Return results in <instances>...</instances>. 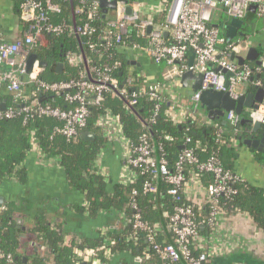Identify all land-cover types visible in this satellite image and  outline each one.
I'll return each mask as SVG.
<instances>
[{
  "label": "built area",
  "instance_id": "obj_1",
  "mask_svg": "<svg viewBox=\"0 0 264 264\" xmlns=\"http://www.w3.org/2000/svg\"><path fill=\"white\" fill-rule=\"evenodd\" d=\"M58 1L27 0L22 9L29 10L27 20L30 25L24 36L14 42H7L2 40L0 34V93H5L10 100H6L5 110L0 109V122L35 116L53 119L60 124L55 129L57 134L69 142H77L89 124L91 110L102 107L104 96L109 93H114L125 102L129 110L135 112L138 111L141 99L155 101L154 117L151 120L155 123V117L165 103L170 105L167 114L174 121L173 110L176 109L181 110L187 119L199 120L200 110H204L200 103V94L210 88L229 92L235 100L247 94L249 85L264 89V78H261L264 75V57L261 56L260 65L252 63L253 61L240 65L237 60H232L233 54L246 57L249 50L255 47L252 43L253 36L247 34L229 42L222 35L219 22L217 23L222 15L231 20L243 21L252 7H255L258 18H264V0H166L159 12V17H164L162 22L157 21V14L143 17V6L140 2L123 0L118 3L115 11L117 17L107 22L104 34L99 38L100 43H84L98 52L101 46L106 49L123 47L125 40L130 39L133 40V53L147 57L156 65H166L170 79L180 78L189 71L204 75L201 90L190 97V104L186 108L172 100L171 95L165 91L166 85L141 82L134 75H128L123 83L114 75V68L109 66L102 70L90 68L82 73L79 81L47 82L44 79L46 69L40 66L42 61L38 58L31 74L27 76L28 57L48 47L47 34L61 35L69 31L70 35L87 39L95 32L91 24L53 25L51 19L63 13ZM75 1L85 3L87 0ZM128 7L133 9L132 16L126 15ZM100 9V2L95 1L88 14L91 21L95 20ZM76 13L80 15L83 11L77 9ZM193 55L195 60L190 66ZM67 59L72 66L85 63L78 53H69ZM257 76L260 78H256ZM28 84L34 88L31 93L27 92ZM64 93L65 101L70 106L67 109L42 103L44 97ZM245 113L252 123L259 122L264 125V102L258 109L248 108ZM241 119L235 112H229L224 121L228 127L235 129ZM212 122L208 119L203 124ZM94 128L101 130L111 142H118L122 146L125 165L123 186L143 180L142 193L157 195L160 190L158 183L161 181L168 186L167 194L173 198V207L163 213L167 221L169 242L161 224H150L144 219L136 202L139 190L134 189L131 202L133 214L130 219L132 232L129 239L138 242L143 238L147 244L143 256L135 257V262L215 264V258L220 252L219 231L226 218L220 199H231L239 193L236 187L239 176L226 170L217 155L212 154L202 161L193 148L185 149L172 169L168 160L160 154L162 147H156L147 134H143L138 143L128 139L120 117L111 110L98 115ZM216 129L217 142L224 145L225 129L220 126H216ZM229 140L232 144L237 143V140ZM190 142L191 139L187 138V143ZM197 147L200 148L199 145ZM186 165L195 168L190 172L189 179L185 174ZM205 177L210 178L208 186L203 184ZM195 186L198 190H194ZM195 206L199 211H196ZM203 209H206V215L202 214ZM204 228L208 232L201 234V229ZM101 253H104L106 259L113 255L105 247L79 250L77 255L82 263L104 264L100 261ZM0 259L13 263V256L6 255L1 249Z\"/></svg>",
  "mask_w": 264,
  "mask_h": 264
},
{
  "label": "trees",
  "instance_id": "obj_2",
  "mask_svg": "<svg viewBox=\"0 0 264 264\" xmlns=\"http://www.w3.org/2000/svg\"><path fill=\"white\" fill-rule=\"evenodd\" d=\"M26 1L24 0V3ZM95 1L99 0H87L85 3L75 0L58 1L63 8V13L51 19L53 25L84 26L85 24H91L95 32L87 39L70 35L69 31L61 35L47 34L48 47L38 50L37 53L39 60L49 65L44 73L45 81H79L82 73L89 71L90 68L94 67L102 70L107 66L114 68V75L122 80L123 83L125 78L130 75L131 70L134 76L139 78L140 70H133V67L129 65L130 58L128 54L132 53L129 48L132 47L133 40L126 39L124 42L125 48H123L124 45L123 47L117 46L112 49H106L101 46L98 52L92 50L89 45L84 44L85 42L99 44V38L103 36L107 22L113 17L103 18L102 10L100 9L95 20L91 21L88 14L90 7ZM20 9L22 16H24L25 9ZM77 9H82L83 13L77 14ZM249 16H251V11L244 19L245 22ZM163 20V16L157 18L158 22ZM217 21L225 31V26L229 25L232 20L223 16L221 20ZM245 22L243 30L248 34ZM23 24L26 31L30 23L25 20ZM224 35L227 40V34L224 33ZM69 53H78L82 56L85 61L84 65H70L67 59ZM59 63L65 64V69L62 73L57 71ZM256 78L260 77L257 76ZM261 78L263 79L264 75H261ZM140 81L142 82V80ZM26 87L28 93L34 91L33 86L28 84ZM71 92L73 93L74 91L72 90ZM255 92L256 88L249 85L247 93ZM104 98L102 107L91 110L89 124L84 130V132L88 131L97 134V138L93 142L85 141L81 136L77 142H69L65 137L56 133L55 129L60 124L56 120L49 118L35 116L25 119L18 117L14 120L0 122V183L5 181L6 178L23 179L25 170H23L24 167L22 166L33 148H37L40 155L47 160L59 159L65 170L69 185L85 196L87 207H80L79 211L81 213H86L89 217H97L102 212L116 211L124 212L131 217L133 214L131 208L132 193L135 189L139 190L136 202L143 212L144 219L150 224L159 223L166 228L167 221L163 217L162 207L166 205L172 208L174 202L173 198L167 194L168 186L164 182L160 181L158 183L161 190H159L157 195L142 193L143 180L126 187L118 184L113 191H109L105 178L97 174L99 158L107 141L94 128V123L98 115L106 110H111L120 117L124 133L128 139L138 143L140 137L143 134H147L156 147L161 146L162 152L160 154L168 160L172 169L175 167L179 155L185 149L193 148L202 161L215 154L226 170L236 174L233 163L226 164L225 158L234 156L231 152L230 137L238 139L239 136L237 133L236 136L234 135L236 128L228 127L224 124L223 119H217L212 124H201L198 119L190 118L186 124L181 125L167 114L168 105L165 103L161 105V110L155 117V123H152L151 120L154 117L156 106L155 101L141 99L138 111L135 112L129 110L125 102L114 93L106 94ZM37 99L39 100L40 98L37 97ZM4 100L10 101L5 93H0V104ZM42 103L62 109L70 107L65 101V93L59 96H47ZM243 117L247 118V115L244 114ZM216 126L225 129L223 136L224 145H220L217 142ZM251 128V125L247 124L245 132H250ZM262 129L264 130V125ZM187 138L191 139L190 143H187ZM198 145L200 148L197 147ZM193 170H195L193 166L186 165L185 174H187L188 179L190 172ZM205 178L210 181V178ZM236 187L239 193L235 197L231 199L221 197L223 213L226 217H235L236 214L246 213L254 220L257 228L264 232V189L246 183L240 176ZM195 209L199 211L196 206ZM202 214H207L206 209L202 210ZM17 216L18 214L14 215L11 209L0 211V249L6 255L13 256L12 264H48V257L52 258V262L49 264H79L81 260H77L75 256L76 250L102 247L110 249L114 254L126 251L131 253L129 255L132 258H135L143 256L144 249L147 247L145 240L141 237L138 242L129 239L132 232L131 223L124 233H112L110 237L84 240L83 242L73 240V245L69 247L63 245L65 233L54 230L43 214L39 215L36 226L34 229H30L29 232L22 231L17 223ZM206 232H208L206 228L201 229V234ZM167 240L170 242V238ZM100 261L104 264H110L111 260L106 259L104 253H101ZM149 263L151 264V262ZM0 264L11 263H8L5 259H0Z\"/></svg>",
  "mask_w": 264,
  "mask_h": 264
},
{
  "label": "crops",
  "instance_id": "obj_3",
  "mask_svg": "<svg viewBox=\"0 0 264 264\" xmlns=\"http://www.w3.org/2000/svg\"><path fill=\"white\" fill-rule=\"evenodd\" d=\"M129 1H138L142 4L143 17H151L156 14L159 17V12L166 4V0ZM22 4H24V0H0V34L2 40L14 42L24 36L23 22L28 19L27 16L30 12L25 10V15L22 16L20 9ZM109 16H113L112 19H115L117 14L115 11H110L107 17ZM223 16H220L218 20H221ZM248 20L253 24L254 30H259V32L262 30L261 34L264 33V21H259L256 12L251 11V16L246 22ZM220 28L222 35L225 36L224 33L227 34V31H224L221 25ZM239 32L245 33L243 29ZM240 37L237 36L233 40ZM255 47L262 48L264 51V38L259 44H255ZM131 48L129 51L132 53L128 54L130 61L141 64L139 67H133V70H140V80L166 85L165 91L171 95L172 100L174 99V102L182 104L186 108L190 104L193 82L189 81L188 88H185L181 84V77L170 79L169 69L166 65H156L147 57L133 53ZM130 75H134L132 70ZM134 77L138 78V76ZM168 109H170L169 104ZM173 113V118L181 125L186 124L190 119H187L179 109L173 110ZM200 114L199 120L201 122L199 123L203 124L208 120V116L205 110ZM97 130L106 139L107 144L101 153L96 171L98 175L105 178L108 190L113 191L116 185H123V172H125L123 149L118 142H111L101 130ZM235 133L239 136L238 139L230 137L231 140H237V143H230L231 152L234 156L231 158L227 156L225 158L226 164L232 162L235 173L246 183L264 189V153L248 148L240 140L241 137L243 140L251 137L261 139L264 130L261 129L258 133H253L251 130L246 133L245 127H241V129L237 127ZM94 134L97 138V134ZM22 167L25 170L23 179L6 178L0 183V198L3 199V203H0V211L11 209L14 215L18 214L17 223L22 231L29 232L30 229H34L39 215L43 214L54 230L65 233L63 245L70 247L73 245V240L83 242L84 240L110 237L112 233H124L129 226L131 217L124 212H102L97 217H89L86 213H81L79 208L87 207L86 198L69 185L59 159L47 160L40 155L37 148H33ZM203 184L208 186L209 180L207 181L205 178ZM194 190H198L196 186ZM162 208L163 213L170 209L166 205ZM163 230L166 233L164 236L169 239L170 236L166 228L163 227ZM219 232L220 252L215 258V264H264V232L257 228L256 223L248 214L239 213L235 217H226L222 221ZM78 251H75V256L77 260H80L77 255ZM129 254L131 253L126 251L120 254L113 253L108 260H111L110 264H137ZM48 258L47 263L49 264L52 262V258Z\"/></svg>",
  "mask_w": 264,
  "mask_h": 264
},
{
  "label": "water",
  "instance_id": "obj_4",
  "mask_svg": "<svg viewBox=\"0 0 264 264\" xmlns=\"http://www.w3.org/2000/svg\"><path fill=\"white\" fill-rule=\"evenodd\" d=\"M123 0H113L112 2H109L108 0H99L100 7L102 10L103 18H107L110 11H116L118 8V3L122 2ZM29 11V10H28ZM251 11L255 12V7L251 8ZM126 15L132 16L133 15V9L131 7H128L126 10ZM244 21L242 20H232L231 23L227 26H225V30L227 31V40L230 42L235 37L241 36L244 37L246 34L243 32H239V30L244 29ZM151 31V29H149ZM167 36V34H165ZM264 57V51L257 47H252L247 56H235L233 54L232 60H237L240 65H243L246 61H253L256 62L257 65H260V58ZM38 56L37 54H31L28 57L27 60V73L26 75L29 76L33 70L34 63L37 61ZM195 60V55L191 57L190 60V66L193 65ZM129 65L132 67H139L141 64L136 61H130ZM40 66L44 69H47L49 67L48 63L41 62ZM65 68L64 63H59L57 65V71L59 73H62ZM189 81L193 82V86L191 88V95H194L195 93H198L203 85L204 81V75L202 74H195L193 71L186 72L181 76V84L188 88ZM229 87V84H226V88ZM42 98V100H44ZM264 102V89L257 88L255 93H247L244 96L240 97L238 100L233 99L229 92H221L216 91L213 88H210L208 90L202 91L200 94V103L202 108L206 111L208 119L211 121H215L217 119H223L225 118V115L229 112H235L238 116L242 117L241 122L238 126V129H241V127H245L247 124L251 125V129L253 133H258L262 128L263 125L261 123H252L249 119L243 117L244 112L248 108L258 109L259 105ZM6 100H4L0 104V109L5 110L6 109ZM225 124V121H224ZM81 138L88 142H93L96 139V135L92 132L85 131L82 133ZM241 141H243L244 145L247 146L250 149H253L255 151L264 153V134L261 139H256L255 137H251L249 139L243 140V138H240ZM0 203H3V199L0 198Z\"/></svg>",
  "mask_w": 264,
  "mask_h": 264
},
{
  "label": "rangeland",
  "instance_id": "obj_5",
  "mask_svg": "<svg viewBox=\"0 0 264 264\" xmlns=\"http://www.w3.org/2000/svg\"><path fill=\"white\" fill-rule=\"evenodd\" d=\"M258 19L261 22H262V20L264 21V18H258ZM243 21L245 22V20H243ZM245 23H246V26H247L248 33L253 36L252 43L254 45L255 44H259L260 41L264 38V33L261 34L262 30L260 32H259V30H254L253 24L251 23L250 20H248V22H245ZM260 49H262V48H260ZM200 111L203 112L202 109ZM244 114H246V113L244 112Z\"/></svg>",
  "mask_w": 264,
  "mask_h": 264
}]
</instances>
